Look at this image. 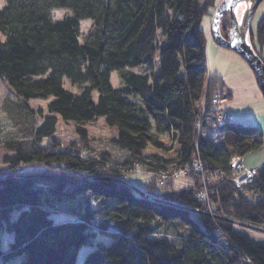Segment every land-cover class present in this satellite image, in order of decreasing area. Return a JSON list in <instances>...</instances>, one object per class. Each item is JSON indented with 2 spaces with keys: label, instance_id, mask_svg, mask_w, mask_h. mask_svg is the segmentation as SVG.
<instances>
[{
  "label": "trees",
  "instance_id": "16d2710c",
  "mask_svg": "<svg viewBox=\"0 0 264 264\" xmlns=\"http://www.w3.org/2000/svg\"><path fill=\"white\" fill-rule=\"evenodd\" d=\"M216 2L5 0L0 80L15 97L4 102V113L19 136L0 142V264H76L82 248L89 249L82 264H264V243L236 223L264 226V165L240 189L228 166L232 157L261 149L263 133L233 121L219 146L207 131L197 138L202 109L219 111L206 61V23ZM58 10L67 12L54 18ZM82 21L90 22L83 41ZM227 28L223 18L224 37ZM250 39L264 62V14ZM139 67L145 70L133 72ZM112 72L120 88L112 87ZM64 78L81 92L66 90ZM50 97L51 116L39 127L42 110L29 101ZM57 117L75 124L87 151L84 126L105 118L118 129L112 143L128 161L118 168L62 148L53 138ZM197 158L219 177L208 187L213 218L200 213L208 208L194 190H174L172 180L162 193L155 180L148 187L170 204L138 199L117 181L138 166L158 179Z\"/></svg>",
  "mask_w": 264,
  "mask_h": 264
},
{
  "label": "rangeland",
  "instance_id": "374dc122",
  "mask_svg": "<svg viewBox=\"0 0 264 264\" xmlns=\"http://www.w3.org/2000/svg\"><path fill=\"white\" fill-rule=\"evenodd\" d=\"M203 2V0H201ZM222 0H217V4L219 5ZM5 0H0V9L2 8ZM217 5V6H218ZM214 8L213 13L217 9ZM67 11L58 10L54 12V18H61L63 15L66 14ZM264 14V0L258 6L250 24V31L251 33L255 30V26L257 25L259 19ZM213 15V14H212ZM212 17V16H211ZM228 21V28H229V19L226 18ZM211 24V22H210ZM209 24V30H210ZM227 28V30H228ZM90 31V22L89 21H82L80 23V40L83 41ZM209 37L212 36L209 34ZM208 41V39H207ZM214 43L213 39L211 43ZM215 44V43H214ZM211 49L209 51L208 49ZM159 56L155 60L156 69L159 68ZM206 61L208 67V74L210 79L213 80L212 84L215 83L217 90L213 95L217 98H220L221 102H217L213 104L219 111L215 109H211V113L205 114L197 123V129L199 130V134H197V138L201 136L203 131H207V134L212 138L213 145L219 146L222 142V135L221 130L225 127L223 123V117H226L225 114L220 113V111L226 112L228 116L232 117L235 123H241L242 125H250L256 126L259 130L264 131V98L259 88V85L256 81V78L248 67L246 62L234 52L226 50L218 45H206ZM145 70L144 67H139L133 69V72H143ZM110 83L114 88H120L121 83L118 80V72H112L110 75ZM63 87L74 94H79L81 92V88L76 85H71L65 78L63 79ZM91 98L94 103L98 100V93L96 90H92ZM212 98V99H213ZM14 100L15 97L11 95L5 84L0 80V142L10 139H16L19 134L14 129L11 122L8 120L7 116L4 113V102L8 100ZM50 98L46 99H37V100H30L29 104L34 107L35 109L42 110V117L38 114L39 117V127L43 125L44 120L46 117L51 116L47 112V105L51 101ZM212 104V103H211ZM207 107V106H204ZM225 109V110H224ZM203 110V109H202ZM58 118V117H57ZM84 129L87 132V137L89 140L88 144V151L86 149L81 150L80 152L85 155V157H104L108 163L111 165L118 167L121 166L127 159L128 154L125 151H121L116 146L113 145L112 141L116 140L118 137V129L116 127H111L106 123L105 118H98L95 122L91 124H87L84 126ZM264 133V132H263ZM53 138L56 139L59 143H61V147L71 148L72 149H80L81 142L79 140V135L76 131L75 124L72 122H65L58 118L56 123V131L53 135ZM264 143V138L262 136V146ZM83 147V146H82ZM247 155V154H246ZM241 157V156H240ZM243 159V157H242ZM128 161V160H127ZM192 165H188L191 167ZM244 166L243 169L244 170ZM29 171L33 170V167L28 168ZM256 169L257 172L254 175L258 174V168H251ZM245 168V171L251 170ZM230 173V181L233 183L234 187L237 188L235 185L237 182H242L244 176L242 174H234L233 170L229 169ZM177 174V173H175ZM227 176V177H229ZM254 177V176H253ZM219 177L214 176H201V175H191L189 177H183L181 174H177L172 183L169 180H165L163 182H158L157 176H153L150 173H146L145 169L141 166H138L134 172L127 173L123 177L119 178L118 180H122L129 185L137 187L140 192H143L146 189L147 193L149 194L148 197L156 198V202L161 204H170L166 200L162 198V195L153 196L151 193L148 192V187L152 184L151 180H155L157 184L156 187L159 188L158 193L167 191L165 187L166 183L170 182V186L172 185V189L174 190H194V198H196V194L202 192L203 190V183L202 181H207V188L211 185L213 181H216ZM256 178V176H255ZM254 178V180H255ZM252 182H242V185H251ZM195 183L197 186H195ZM250 183V184H249ZM123 184V183H122ZM154 184V183H153ZM125 185V184H124ZM143 185V186H142ZM161 185V186H159ZM126 186V185H125ZM141 187H143L141 189ZM245 187V186H244ZM129 188V187H128ZM130 189V188H129ZM134 195L136 192L131 190ZM207 193L209 192L206 190ZM139 194V193H138ZM142 194V193H141ZM141 194H139L141 196ZM147 195V194H146ZM135 197V196H134ZM139 197V196H137ZM139 199V198H138ZM147 199V198H146ZM203 201V200H202ZM206 206V202L203 201ZM174 205V204H171ZM193 218L196 219V214L192 212ZM207 215L213 218L212 211H207ZM53 220L55 221H66L70 220L67 215H60V214H52ZM238 226L247 227L254 225H249L241 222H236ZM256 227V226H255ZM262 229L264 231V226L256 227ZM252 230V229H251ZM255 231V230H253ZM248 230H243L247 235L251 236L253 239L258 237L264 241V232H253ZM257 233L258 236L256 235ZM5 238H9L7 235ZM104 243H108L109 239L106 237H98ZM257 241V240H254ZM89 251L88 248H82L77 253L76 256V264H82L83 257Z\"/></svg>",
  "mask_w": 264,
  "mask_h": 264
},
{
  "label": "water",
  "instance_id": "95a60500",
  "mask_svg": "<svg viewBox=\"0 0 264 264\" xmlns=\"http://www.w3.org/2000/svg\"><path fill=\"white\" fill-rule=\"evenodd\" d=\"M263 0H222L212 15L210 24V34L214 43L226 50L234 52L240 56L253 72L264 98V62L256 54L251 44L250 22L256 12L257 7ZM241 4L246 7L240 21L236 17V9ZM229 15V28L227 35L224 37L221 33V23L224 15ZM136 193H140L137 187L128 183L117 180ZM150 201H157L156 198L148 197ZM246 228L257 232H264L262 229L247 226Z\"/></svg>",
  "mask_w": 264,
  "mask_h": 264
},
{
  "label": "built area",
  "instance_id": "2783aa9c",
  "mask_svg": "<svg viewBox=\"0 0 264 264\" xmlns=\"http://www.w3.org/2000/svg\"><path fill=\"white\" fill-rule=\"evenodd\" d=\"M221 101H223V100H221L220 98H217V97H215L213 100H211V103L212 104H215V103H217V102H221ZM205 111H204V109L202 110V115H201V117L202 116H204L205 115V113H204ZM220 113H222V114H225L226 115V117H223V121H225L224 123H223V125L225 124H228V123H230V122H232V120H233V118L232 117H230V116H228L227 115V113L226 112H223V111H220ZM228 166H229V169L231 168L232 170H233V173L234 174H242L243 176H244V179L242 180V182H246V181H248V182H252V180H254V178H255V176L256 175H254V174H256V172H257V170L256 169H251V170H247V171H245V168H244V170H242L243 169V159H242V157H240V156H234V157H232L231 158V160H230V162H229V164H228ZM175 173H177V174H181L183 177H189V176H191V175H201V176H211V175H209L206 171H205V169H204V166H203V164L200 162V160L197 158L196 159V162L195 163H193L192 164V166L191 167H188V166H185L184 168H182V169H179V170H176V171H174V172H171V174L169 175V174H167V173H163V174H161L159 177H158V179L159 180H163V181H165V180H174L175 179V177L177 176V174H175ZM214 176L216 177V175L214 174ZM254 176V177H253ZM163 181H161V182H163ZM207 181H202V183H203V190H202V192H199V193H197L196 194V198H197V200L198 199H201V200H203V201H205L206 202V207L208 208V211L210 212L211 211V209H210V201H209V192L207 193V191L206 190H208V188H207V183H206ZM242 182H237L236 183V187L238 188V189H240V188H242V187H244V186H247V185H242ZM250 184V183H249ZM133 194V193H132ZM134 195V194H133ZM135 197H137V196H139L138 194H136V195H134ZM139 198H141L140 196H139ZM225 243V242H224ZM245 262L246 263H248V264H250V261L249 260H245Z\"/></svg>",
  "mask_w": 264,
  "mask_h": 264
},
{
  "label": "crops",
  "instance_id": "0c3cea01",
  "mask_svg": "<svg viewBox=\"0 0 264 264\" xmlns=\"http://www.w3.org/2000/svg\"><path fill=\"white\" fill-rule=\"evenodd\" d=\"M206 28H207L206 30H208V38H207L208 41H207V45H209V46L210 45H215L213 42L211 43V40L212 39H211V37H209V34H210L209 33L210 32V30H209V23H206ZM208 50L211 51L210 48ZM239 124H241V123H239ZM261 132L263 133L264 131H261ZM263 138H264V133H263ZM263 145H264V143H263ZM263 165H264V146H262L261 149H259L257 151H254L252 153H248L247 155H245L243 157V166L245 168H248V169L258 168L259 169ZM258 234H260V233H257L256 232V235L257 236H258ZM251 239H253V238L251 237ZM253 240H257L256 242H262V243H264V241H261L262 239H259L258 237L257 238L255 237Z\"/></svg>",
  "mask_w": 264,
  "mask_h": 264
},
{
  "label": "bare ground",
  "instance_id": "6f19581e",
  "mask_svg": "<svg viewBox=\"0 0 264 264\" xmlns=\"http://www.w3.org/2000/svg\"><path fill=\"white\" fill-rule=\"evenodd\" d=\"M260 5V4H259ZM246 6V5H245ZM244 6V4H241L240 6H238V8L236 9V17H237V19H238V21H240V19H241V17H242V14H243V12H244V9L247 7H245ZM257 9H258V7H257ZM256 9V10H257ZM223 18H229V15L228 14H226V15H224V17ZM216 96H214V98H215ZM213 98V99H214ZM212 99V100H213ZM234 120H232V122H233ZM231 123V122H230ZM77 150L80 152L81 150H84L83 149V147H82V145H80V149H78L77 148ZM231 160V159H230ZM196 162V160L193 162V163H195ZM201 162V161H200ZM215 173H217V172H215ZM215 173H211V174H215ZM151 181H154V180H151ZM160 181H163V180H159L158 179V182H160ZM154 184H157V182L156 181H154ZM143 186V185H142ZM159 186H161V185H159ZM143 187H141V189H142ZM131 190V189H130ZM147 190L146 189H144L143 190V192H140V193H142L141 194V196H142V198H148V193L146 192ZM147 194V195H146ZM199 201H201V202H203L201 199H198ZM197 211H195L194 213H196ZM201 214H206L207 213V210H203V211H201L200 212Z\"/></svg>",
  "mask_w": 264,
  "mask_h": 264
}]
</instances>
